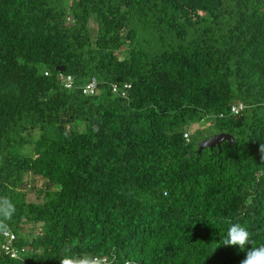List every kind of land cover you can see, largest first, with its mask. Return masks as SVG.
I'll list each match as a JSON object with an SVG mask.
<instances>
[{"label": "trees", "instance_id": "trees-1", "mask_svg": "<svg viewBox=\"0 0 264 264\" xmlns=\"http://www.w3.org/2000/svg\"><path fill=\"white\" fill-rule=\"evenodd\" d=\"M204 121L234 142L192 149ZM261 146L264 0H0V246L19 255L0 264H240L264 245Z\"/></svg>", "mask_w": 264, "mask_h": 264}, {"label": "clouds", "instance_id": "clouds-1", "mask_svg": "<svg viewBox=\"0 0 264 264\" xmlns=\"http://www.w3.org/2000/svg\"><path fill=\"white\" fill-rule=\"evenodd\" d=\"M260 150H261V152H264V146H261ZM228 223L230 226L228 227L226 235L222 239L221 243L225 246H239V248L241 250H244L245 246L248 245L249 243H251L249 231L246 229V227H244L240 223H233L231 221H229ZM3 227H5V226L0 224V229H2ZM5 232L10 233L9 231L2 232L3 241L1 242V246H0L1 250H2V245L6 242V239L4 237ZM10 234H12V233H10ZM12 235H14V234H12ZM14 237H15V235H14ZM15 239H16V237H15ZM2 252L4 253L3 250H2ZM18 257H19V255H18ZM92 259L93 258L89 259L88 261H87V259H82L81 264H85V263H82L83 260H86V263L90 264V261ZM59 264H74V261L72 259H70L69 257L65 256L60 260ZM240 264H264V245H262L260 247H255V248L251 247L247 251L246 257L243 260H241Z\"/></svg>", "mask_w": 264, "mask_h": 264}, {"label": "built area", "instance_id": "built-area-1", "mask_svg": "<svg viewBox=\"0 0 264 264\" xmlns=\"http://www.w3.org/2000/svg\"><path fill=\"white\" fill-rule=\"evenodd\" d=\"M45 75H47L45 73ZM65 88L67 89H72V85H73V78L71 76H65V77H61ZM130 85L129 84H124L122 86V88L118 87L117 85H112L111 86V91L113 94H117L122 98H126L127 97V92L130 90ZM82 94L84 96H94L97 94L98 92V83L97 80L95 78H91L87 84L82 88ZM245 108L244 104L242 103H236L234 105H231L230 107V113L233 116L238 115L243 109ZM224 117L222 114L219 115V118ZM183 138L185 140L186 143L190 142V135L188 132H185L183 134ZM4 237L6 239V242L2 245V250L4 251V253L8 256H10L11 258H17L18 257V251L17 249L14 247L15 244V237L14 235L5 232L4 233ZM97 258H93L90 261V264H96L97 263ZM82 263H86V260H83ZM127 264H130L129 262H127Z\"/></svg>", "mask_w": 264, "mask_h": 264}, {"label": "water", "instance_id": "water-1", "mask_svg": "<svg viewBox=\"0 0 264 264\" xmlns=\"http://www.w3.org/2000/svg\"><path fill=\"white\" fill-rule=\"evenodd\" d=\"M59 70L63 72L64 67H60ZM224 141H228L230 144L234 142L233 137L226 133H219V134L211 135L208 139L202 140L199 143L197 152L199 153L205 148H210V149L214 147L219 148L220 144Z\"/></svg>", "mask_w": 264, "mask_h": 264}, {"label": "rangeland", "instance_id": "rangeland-1", "mask_svg": "<svg viewBox=\"0 0 264 264\" xmlns=\"http://www.w3.org/2000/svg\"><path fill=\"white\" fill-rule=\"evenodd\" d=\"M90 27H91V29H93V34H94V24H93L92 22L90 23ZM208 123H209V121H204V122L201 123L202 125H201L200 127H201V128L204 127V130H203V132H201L200 134H199V132H197L196 129H192V130H191V133H189V134L191 135L190 141L192 140V142H193L192 149H196V151H197V149H198V145H199V143L201 142L200 140H201V137H202V136H206V135H208V134H210V133H212V135H214L213 130L205 129V127L207 128ZM38 134H39L38 131H35V132H34V136H36V135H38ZM192 138H193V139H192ZM30 185H31V184H30ZM32 195H33V194H32ZM32 195H31V198H33ZM25 228H26V233H29L30 231H34V230H32V226H31V225H26ZM34 232H35V231H34Z\"/></svg>", "mask_w": 264, "mask_h": 264}]
</instances>
